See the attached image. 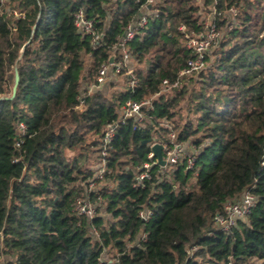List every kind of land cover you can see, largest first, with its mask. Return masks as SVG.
<instances>
[{"label":"trees","instance_id":"trees-1","mask_svg":"<svg viewBox=\"0 0 264 264\" xmlns=\"http://www.w3.org/2000/svg\"><path fill=\"white\" fill-rule=\"evenodd\" d=\"M144 1H0V264L264 261V0H216L221 37L206 66L167 89L164 79L175 82L193 55L180 26L206 30L215 0H156L160 16L129 43L139 85L128 88L120 74L81 103ZM236 5L228 31L226 10ZM80 8L102 20L106 45L94 48L78 32ZM129 97L152 98L154 107L141 127L119 123L104 157L107 124L120 120ZM183 101L185 114L177 109ZM171 130L192 146L195 164H154L144 188L139 174L151 143L168 141ZM246 189L256 205L222 230L217 213ZM82 195L95 217L77 211ZM143 209L152 210L148 220Z\"/></svg>","mask_w":264,"mask_h":264},{"label":"built area","instance_id":"built-area-1","mask_svg":"<svg viewBox=\"0 0 264 264\" xmlns=\"http://www.w3.org/2000/svg\"><path fill=\"white\" fill-rule=\"evenodd\" d=\"M4 3L6 0H0ZM217 1L211 6L210 14L206 17L207 29L198 33H190L186 30V26L182 24L180 29L185 33L186 44L188 49L192 51V56L188 58L184 67H182L177 75L175 82L166 78L163 81L164 88L178 86L181 80L189 78L200 71L206 66L207 54L212 49L215 43L220 40L221 33L218 29V22L216 15H221L223 12L219 11L216 6ZM230 13V23L228 31H230L236 24V18L241 11L240 6H232L226 12ZM16 14L20 15L15 11ZM161 12L156 6V0H145L140 4L139 13L127 25L125 31L126 35H121L118 41L112 46L114 52V61L110 59L102 63L97 74V80L85 85L79 99L81 103L84 98L94 90L103 87L108 82L115 80L120 74L127 76V87L134 90L139 85L138 71L134 61V55L129 48V43L138 34L148 29L150 21L157 19ZM75 25L78 32L82 36H89L92 46L99 48L106 45L104 39L105 26L102 20L96 16H89L83 8H80L74 15ZM124 31V32H125ZM112 55V56H113ZM153 99L144 98L141 100L129 97L122 106L120 113V120L118 122H111L107 124V130L104 135L103 141V156L107 155V148L111 143L117 125L127 123L128 119L134 120V128L141 127L143 120L146 117L145 109L153 108ZM170 126V125H169ZM24 128V125H21ZM171 127V126H170ZM168 141L154 140L151 143V148L154 143L159 142L163 145V155L166 161L165 165L159 163L158 158L155 156L153 150L148 154L149 160L143 165V169L139 174V181L142 187H146V180L152 178L151 167L154 164H159L165 170H171L184 160L187 162V168H192L195 164L196 154L189 148L188 143H179L176 141V133L171 130L168 134ZM106 172V160L103 159L102 165L98 170V177L104 178ZM162 180V175H158V181ZM91 182V186H94ZM256 205V195L251 189H246L239 199L227 202L221 212L216 215V223L224 231H230L237 226L238 220L243 219L249 215L254 206ZM76 209L80 214H86L89 218L96 216V207L93 202L86 196L82 195L78 198ZM141 216L148 220L152 215V210L143 209L140 211ZM146 237V234H144ZM113 260L106 259V264H113Z\"/></svg>","mask_w":264,"mask_h":264},{"label":"water","instance_id":"water-1","mask_svg":"<svg viewBox=\"0 0 264 264\" xmlns=\"http://www.w3.org/2000/svg\"><path fill=\"white\" fill-rule=\"evenodd\" d=\"M126 33L127 32L125 31L124 35H126ZM114 58H115V56L113 55L111 57L110 61L113 62ZM19 82H20V74H19L18 69L16 68L15 82H14V85H13V93L10 96L11 98H13L16 95ZM149 141L151 142L153 140L151 139ZM152 150H153L155 156L158 158L159 163H161L162 165H165L166 161H165L164 155H163V145L161 143H159V142H156V143L153 144Z\"/></svg>","mask_w":264,"mask_h":264},{"label":"rangeland","instance_id":"rangeland-1","mask_svg":"<svg viewBox=\"0 0 264 264\" xmlns=\"http://www.w3.org/2000/svg\"><path fill=\"white\" fill-rule=\"evenodd\" d=\"M18 12V11H17ZM107 92H109V91H111L112 90V87H111V85L110 84H108V85H106V89H105ZM179 106H182V107H178L177 109L178 110H182V112L185 114V113H187V109H186V107H185V102L183 101ZM188 146H189V148H192V146H190V144L188 143ZM192 151H193V149H191ZM98 170L99 169H97L96 170V175H98ZM234 264H249V263H234ZM256 264H264V261H260V260H257L256 261Z\"/></svg>","mask_w":264,"mask_h":264}]
</instances>
